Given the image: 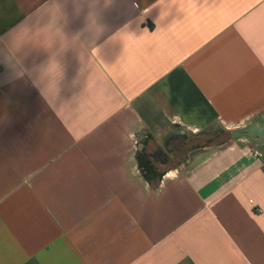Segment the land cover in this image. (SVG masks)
Segmentation results:
<instances>
[{"label": "crops", "instance_id": "0c3cea01", "mask_svg": "<svg viewBox=\"0 0 264 264\" xmlns=\"http://www.w3.org/2000/svg\"><path fill=\"white\" fill-rule=\"evenodd\" d=\"M0 264H264V0H0Z\"/></svg>", "mask_w": 264, "mask_h": 264}, {"label": "rangeland", "instance_id": "374dc122", "mask_svg": "<svg viewBox=\"0 0 264 264\" xmlns=\"http://www.w3.org/2000/svg\"><path fill=\"white\" fill-rule=\"evenodd\" d=\"M228 136L219 128H211L203 131L200 135L187 134L183 137L174 138L172 142L166 144H154L149 142L143 145V159L145 170L149 177H159L162 165H177L186 159L189 155L196 152L205 145L226 141ZM163 148L168 152L164 156Z\"/></svg>", "mask_w": 264, "mask_h": 264}, {"label": "trees", "instance_id": "16d2710c", "mask_svg": "<svg viewBox=\"0 0 264 264\" xmlns=\"http://www.w3.org/2000/svg\"><path fill=\"white\" fill-rule=\"evenodd\" d=\"M143 159H145V154H143V152H142L141 155H140L139 161H140V164H141V166H142V169H143V171H144V173H145V176H146L147 178H158V177H149V176H148L147 171L145 170V167H144ZM159 176H160V175H159Z\"/></svg>", "mask_w": 264, "mask_h": 264}]
</instances>
